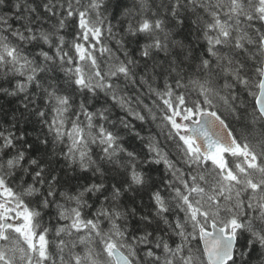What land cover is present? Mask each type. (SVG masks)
Here are the masks:
<instances>
[{
	"label": "snow or ice",
	"instance_id": "obj_1",
	"mask_svg": "<svg viewBox=\"0 0 264 264\" xmlns=\"http://www.w3.org/2000/svg\"><path fill=\"white\" fill-rule=\"evenodd\" d=\"M0 264H264V0H0Z\"/></svg>",
	"mask_w": 264,
	"mask_h": 264
}]
</instances>
